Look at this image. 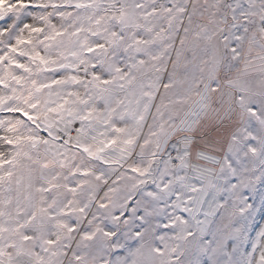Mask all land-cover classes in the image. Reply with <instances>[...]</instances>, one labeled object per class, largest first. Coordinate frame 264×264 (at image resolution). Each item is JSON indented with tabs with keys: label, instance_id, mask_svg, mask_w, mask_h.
Listing matches in <instances>:
<instances>
[{
	"label": "clouds",
	"instance_id": "obj_1",
	"mask_svg": "<svg viewBox=\"0 0 264 264\" xmlns=\"http://www.w3.org/2000/svg\"><path fill=\"white\" fill-rule=\"evenodd\" d=\"M144 3L158 14L108 63L89 58L80 84L59 64L40 73L62 82L42 100L71 93L74 122L48 114L54 142L28 141L48 135L26 121L0 127V162H12L0 172L13 173L0 191L13 229L2 242L17 245L5 249L14 264H261L264 0ZM42 14L71 23L47 9L33 26ZM93 62L109 80L102 94L86 75Z\"/></svg>",
	"mask_w": 264,
	"mask_h": 264
},
{
	"label": "snow or ice",
	"instance_id": "obj_2",
	"mask_svg": "<svg viewBox=\"0 0 264 264\" xmlns=\"http://www.w3.org/2000/svg\"><path fill=\"white\" fill-rule=\"evenodd\" d=\"M47 9L56 10L57 18L71 23L57 26L51 17L42 14L39 21L44 26H33L31 14ZM168 10L170 7L165 9ZM158 12L155 6L148 9L144 0H0V127L6 126V131L15 132L20 123L26 121L37 131L48 135L44 141L38 135H31L26 138L28 141L45 145L54 142L50 130L52 125L47 122L48 114L66 116L69 122H74L70 110L71 93L56 100H52L49 93V98L42 100L46 90L62 82L59 79L40 82V73L58 71L59 64L60 71L73 73L72 82L80 84L75 73L85 71L89 58L99 54L97 58L108 63L113 50L119 49L128 39L125 33L134 35L141 20ZM132 42L138 44L141 41L137 37ZM90 67L92 71L86 74L87 78L95 81L94 91L102 94L109 80L98 74L97 63H91ZM114 71L119 73L122 69L117 66ZM91 114L89 111L77 119L87 121ZM42 119L45 121L43 124ZM24 139H7V143L12 145ZM11 163L0 162V170ZM12 176V172H0V191H3L5 180L10 181ZM3 205L0 200V264H14L5 249L16 248L17 245L2 242L3 234L13 231L4 222ZM28 239V235L23 237L24 241ZM259 260L264 264V254Z\"/></svg>",
	"mask_w": 264,
	"mask_h": 264
},
{
	"label": "rangeland",
	"instance_id": "obj_3",
	"mask_svg": "<svg viewBox=\"0 0 264 264\" xmlns=\"http://www.w3.org/2000/svg\"><path fill=\"white\" fill-rule=\"evenodd\" d=\"M168 7H171V4H169Z\"/></svg>",
	"mask_w": 264,
	"mask_h": 264
}]
</instances>
